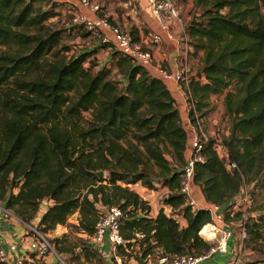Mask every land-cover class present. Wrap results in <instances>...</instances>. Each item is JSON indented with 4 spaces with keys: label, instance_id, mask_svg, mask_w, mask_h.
<instances>
[{
    "label": "trees",
    "instance_id": "obj_1",
    "mask_svg": "<svg viewBox=\"0 0 264 264\" xmlns=\"http://www.w3.org/2000/svg\"><path fill=\"white\" fill-rule=\"evenodd\" d=\"M196 4L202 16L187 33L204 58L189 81V117L202 121L211 112L210 99L225 93L229 127L221 142L225 155L209 140L193 183L208 204L229 211L247 181L264 196V0ZM63 6L54 0H0V202L29 225L42 203L51 202L36 228L44 235L69 228L63 238L73 235L72 249L80 251L76 261L86 264L92 258L107 264L90 242L103 208L110 206L123 212L127 243L119 254L139 261L203 256L213 244L199 232L212 218L207 209L193 212L180 193L189 137L172 92L115 47L105 66L96 59L102 45L69 55L65 38L90 34L82 25L66 26ZM101 171L104 177L98 178ZM136 184L167 189L156 217L130 188ZM76 213L77 223L70 224ZM256 217L245 230L261 240L264 212ZM70 251L59 248L60 255Z\"/></svg>",
    "mask_w": 264,
    "mask_h": 264
},
{
    "label": "built area",
    "instance_id": "obj_2",
    "mask_svg": "<svg viewBox=\"0 0 264 264\" xmlns=\"http://www.w3.org/2000/svg\"><path fill=\"white\" fill-rule=\"evenodd\" d=\"M79 1L83 7L93 12L101 10L100 4H94L91 0ZM136 1L126 0L130 4ZM145 1L150 15L159 25L160 32L149 30L143 37L137 38L132 31L113 25L107 17L97 16L90 18L80 11L73 13V22L76 25H82L91 37L99 40L101 45H108L112 42L118 51L132 58L137 64L149 70H154L160 79L174 81L178 85H186L188 90L190 81L188 64L184 63L179 71H169L157 65L151 52L153 47H159L163 44L164 34L170 41H176L183 45L189 43V35L181 18L180 11L176 7L174 0ZM186 93L191 110L193 104L189 101L190 95L188 91ZM202 125V121L197 119L196 123H192L190 128L192 134L191 146L189 156L182 169L180 193L186 196L187 204L193 212L202 209H207L210 212L212 222L205 225L199 232V235L203 240L211 242L213 246L200 257L182 255L169 258L168 256L159 255L157 257V264H201L206 260L212 259L214 256L230 255L228 245L234 239V233L231 229L224 228V226L218 224V222H223L227 207L223 208L216 204L202 205L191 198L195 169L198 163L204 162L203 150L210 140L208 135L203 131ZM237 168L236 164H229V169ZM239 195L231 202L233 206L237 204L238 198H240ZM164 208L167 213H171L170 207L165 206ZM122 221L123 212L118 206L103 208V214L100 216L95 233L91 238V245L97 249L99 246H102L101 249H103L105 244H109L111 246L110 256L114 264H151L150 257L139 261L135 257H128L118 253V247L122 246L125 248L127 243L121 234ZM11 222L24 225L27 229L21 234L16 235L11 241H8L4 236H0V264H51L48 261L50 258H59L54 245L44 234L33 225L24 223L0 202V229L3 226H8ZM205 230H208V232L204 233ZM241 235L246 239L245 223L242 227ZM231 259L227 264H229Z\"/></svg>",
    "mask_w": 264,
    "mask_h": 264
},
{
    "label": "rangeland",
    "instance_id": "obj_3",
    "mask_svg": "<svg viewBox=\"0 0 264 264\" xmlns=\"http://www.w3.org/2000/svg\"><path fill=\"white\" fill-rule=\"evenodd\" d=\"M197 0H174L176 7L180 11L181 18L183 23L187 29L193 21H199L202 16V9L196 4ZM125 0H107L102 8L105 13L109 14L113 12L116 8L125 11L127 14L130 12H135L136 8L134 4L126 5ZM72 11L71 9H69ZM73 12V11H72ZM104 14V13H102ZM129 22V29H133L136 27V20L135 18L139 19L142 28L146 29L147 24L144 23V19L136 13L135 18L131 17L130 15L125 16ZM146 21L150 22L149 16L147 15ZM108 18H111L108 17ZM62 21L66 22V26L68 28L73 27V14L62 11ZM57 22V21H56ZM122 29H127L126 27L121 25ZM189 43L192 45V41L189 38ZM99 40L94 37L83 38L78 35L77 33H72L71 35L67 36L64 40V44L71 47V52L69 55H77L78 53H83L85 51H91L94 49H99ZM203 51V50H202ZM204 52V51H203ZM110 51L100 50L96 54V59L99 62V66L108 65L107 62L109 61ZM99 68V67H98ZM233 88V87H232ZM225 93L220 96H214L213 100L210 101V108L211 112L203 119V131L208 135L210 140H215L217 142V149L220 155H224V150L222 148V139L228 134V127H229V120L228 115L226 113V108L224 104ZM86 119L90 118L88 113L84 114ZM204 124H209V127H204ZM80 125H84L81 122ZM189 136V141L191 140V135ZM190 151V150H189ZM192 194L191 198L195 200H202L203 195L196 184H192ZM130 188L137 192L140 197L147 201L151 206L152 213L159 211L160 208L163 206L164 198L167 195V189L158 188L157 190H148L144 188L141 184L131 185ZM238 202L232 209L226 212L223 222H218L220 226H224V228L231 229L234 233V245L231 248V261L229 264H264V239L261 240H254L247 234L246 239H244L241 235V230L244 223L248 222L249 225H252L256 221V216L264 212V196L261 193H258L255 189V183H249L248 181L244 183L243 189L241 194L239 195ZM52 205L49 201H44L42 203V207L38 215L32 221L34 227H36L40 221L41 215L47 210V208ZM14 213V212H13ZM237 213H240L237 216ZM228 214V216H226ZM15 215V214H14ZM16 216V215H15ZM17 217V216H16ZM20 219V218H19ZM21 220V219H20ZM78 221V214H74L70 217L69 223L75 224ZM13 228L16 229L17 235L21 234L22 232L26 231L27 227L24 225L17 224L16 222L10 223ZM10 224L8 226H10ZM261 233L264 236V228H260ZM69 228L65 226H58L54 231L50 232L49 234L45 235L51 243L56 248V252L61 257H53L50 260H53L54 264H67L68 260H74L73 264H86L84 259L80 261H76L77 255L79 254V249L73 251L72 245L76 243L73 235H68L67 238H63L65 234H69ZM81 238L82 235H79ZM56 240H60V243L57 244ZM209 242V241H207ZM65 248L66 250L70 248L69 253H64L63 255L59 254V248ZM102 246L98 247V250L103 253L104 251L101 249ZM223 263L225 260L221 259ZM91 264H97V260L92 258ZM151 264H157V256L151 257ZM203 264H209V262H205Z\"/></svg>",
    "mask_w": 264,
    "mask_h": 264
},
{
    "label": "crops",
    "instance_id": "obj_4",
    "mask_svg": "<svg viewBox=\"0 0 264 264\" xmlns=\"http://www.w3.org/2000/svg\"><path fill=\"white\" fill-rule=\"evenodd\" d=\"M54 1L63 3L64 6L61 10V12L63 11V13L68 12V13L73 14L76 11H80L83 14H86L90 18H94L97 16L108 18L111 16V18H108V19L111 21V23L113 25L122 28L121 25L123 24V26L127 28L126 30L135 31L136 32L135 36L137 38L143 37L144 34L149 30H152L155 32H160L159 25L150 15L149 9H148V6H147V3L145 0H137L135 3H133L135 8H136V11L135 12L132 11L129 14H127L125 11H123L121 9H117V8L109 14L105 13L103 10H100L99 12H93V11L89 10L88 8L83 7L80 4L79 0H54ZM91 1L94 4H100L101 9L107 8V7H104V4L107 0H91ZM128 4H130V3L127 2L126 5H128ZM69 9H71L73 12L70 11ZM102 13H104V14H102ZM136 13H139V15L142 17V19L145 20L144 23L147 24L146 29H143L142 28L143 26H142L140 20L135 18ZM127 15L134 17L136 20V27H134L132 30L129 29L130 25H129L127 18L125 17ZM147 15L149 16V19L151 20L150 22L146 21V19L148 18ZM74 25L77 26L76 24H74ZM89 37H90V35L86 38H89ZM163 38H164L163 44L159 47H153L151 50V52L153 53V56L156 60V63L159 67H162L163 69H166L169 71L176 72V71L180 70V68L182 67V65H184V63H187L188 67H189L188 75L190 78L192 76L198 74L201 71V69L203 67V58H204V52L202 50H196L193 45H188V44L183 45V44L177 43L176 41H170L166 38L165 34L163 35ZM102 46L103 47H101V44H100L99 48L100 47L101 48L99 49V51L100 50H106V51H110V53H111L112 49L114 48V45L112 42L108 45H102ZM109 59H110V57H109ZM149 71L154 76H156L157 78H160L154 70H149ZM165 84L167 85L169 90L172 92V95L175 99L176 107L180 112L183 125L186 128V130L188 131V135H191V138H192V134L190 132V128L192 126V121L189 117L190 106L188 104L187 93H186L187 86L186 85H178L174 81H165ZM217 96L221 97V95H217ZM213 98H214V96L210 99V101H212ZM202 123H204V120H202ZM204 127L205 128L209 127V124H204ZM190 146H191V140L190 141L188 140V149L186 151V159L189 156ZM192 189H193V186H192ZM192 189H191V194H192ZM199 189L202 193V190L200 187H199ZM202 195H203V193H202ZM195 201L199 204H202V205L208 204L204 195H203L202 200H195ZM158 212L159 211L152 213V211H151L150 216L156 217ZM179 222H180L182 227H185L187 224L183 217H180ZM16 235H17V231L15 228L12 227L11 224H10V226H3L0 229V236H4L8 241H11ZM233 245H234V240H231L229 242V245H228L230 252H231V248ZM110 248H111V246L109 244H105L103 246V249H102L104 251L102 254H103V257L105 258L107 264H114V262L112 261V258L110 256ZM230 255L214 256L212 259L206 260V261L202 262L201 264H203L207 261L209 262V264H227V262L231 259ZM222 258H223V260H225V263H223V261L221 260ZM48 261L51 264H53L52 259L51 260L49 259Z\"/></svg>",
    "mask_w": 264,
    "mask_h": 264
},
{
    "label": "water",
    "instance_id": "obj_5",
    "mask_svg": "<svg viewBox=\"0 0 264 264\" xmlns=\"http://www.w3.org/2000/svg\"><path fill=\"white\" fill-rule=\"evenodd\" d=\"M96 175H97L98 178H103L104 177V172H102V171L98 172Z\"/></svg>",
    "mask_w": 264,
    "mask_h": 264
},
{
    "label": "bare ground",
    "instance_id": "obj_6",
    "mask_svg": "<svg viewBox=\"0 0 264 264\" xmlns=\"http://www.w3.org/2000/svg\"><path fill=\"white\" fill-rule=\"evenodd\" d=\"M208 232V230H205L204 233ZM208 234V233H207Z\"/></svg>",
    "mask_w": 264,
    "mask_h": 264
}]
</instances>
